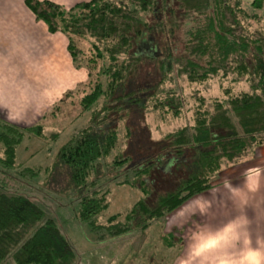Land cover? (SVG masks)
<instances>
[{"label": "trees", "instance_id": "trees-1", "mask_svg": "<svg viewBox=\"0 0 264 264\" xmlns=\"http://www.w3.org/2000/svg\"><path fill=\"white\" fill-rule=\"evenodd\" d=\"M25 3L50 33L66 36L74 66L88 74L44 118L62 113L63 102L79 105L88 117L43 168H20L16 161L25 132L39 134L40 125L28 130L0 117V264L71 259L62 230L69 218L98 239L144 234L264 145V27L253 28L262 20L264 0L248 6L242 0ZM215 76L245 81L248 89L226 85L222 97L211 99L195 92L191 121L150 137L148 111L181 116L180 80L201 84ZM56 166L67 171L68 182L64 193L51 195L37 177ZM112 182L140 197L123 220L115 213L102 221Z\"/></svg>", "mask_w": 264, "mask_h": 264}, {"label": "rangeland", "instance_id": "rangeland-1", "mask_svg": "<svg viewBox=\"0 0 264 264\" xmlns=\"http://www.w3.org/2000/svg\"><path fill=\"white\" fill-rule=\"evenodd\" d=\"M242 1L248 6L252 0ZM261 15V22H254L253 28L264 27V8ZM68 63V59L63 57V52L53 54L50 59V77L58 81L53 90L50 88V98L60 95L61 90L68 91L69 87L76 89L80 80L87 79L85 68L75 70L73 62V66ZM179 85L184 97L181 116L173 117L171 114L164 115L159 111L150 110L144 117L148 134L153 139H158L164 133L191 121L195 92L211 99L222 97V89L226 85H234L236 89H248L247 82H233L230 76H215L201 84H189L180 80ZM164 86L170 88L173 83L166 82ZM52 100L51 98L50 105L58 101ZM62 107L64 111L55 116L44 118L50 106L36 121L16 122L15 125L28 130H34L37 125L41 127L39 134L25 132L17 147L16 161L20 168L38 165L43 168L53 164L60 146L69 139L72 131L86 122L88 115L86 112L80 114L79 105L63 102ZM46 108L45 106L42 112ZM123 141L121 139L122 146ZM46 177L48 178L45 185ZM37 179L38 183L53 195L54 192L57 194L66 189L68 173L56 166L53 173L47 176L45 173L41 174ZM110 187L109 207L104 211L101 220L104 221L115 213H121L119 218L123 220L127 210L140 197V192L127 185H116L114 182ZM192 199L156 221L144 234L130 231L120 236L98 239L85 226L71 224L72 219L63 221L62 230L69 236V248L73 252L72 258L64 260L63 264H198L202 255H205L207 233L214 224L221 227L225 220L224 212V217H229L235 212H251L264 202V145L257 147L249 159L219 172L214 178L212 188ZM46 203L50 207V195H47ZM68 217L69 215L65 218ZM61 219H64L62 215ZM166 241L173 245L167 246Z\"/></svg>", "mask_w": 264, "mask_h": 264}, {"label": "crops", "instance_id": "crops-1", "mask_svg": "<svg viewBox=\"0 0 264 264\" xmlns=\"http://www.w3.org/2000/svg\"><path fill=\"white\" fill-rule=\"evenodd\" d=\"M51 1L69 7L85 0ZM58 52L73 66L63 33H50L25 0H0V117L12 124L36 121L52 106L51 98L53 102L60 98L64 90L51 98L49 93L58 82L50 77V59ZM44 104L47 108L42 112ZM261 204L251 212H235L229 217L224 212L221 227L217 223L209 229L205 255L198 264H264V202Z\"/></svg>", "mask_w": 264, "mask_h": 264}]
</instances>
